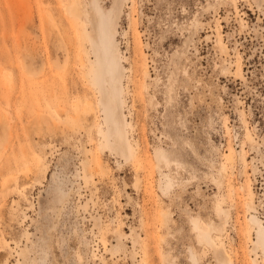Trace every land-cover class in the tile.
<instances>
[{"label": "rangeland", "instance_id": "obj_1", "mask_svg": "<svg viewBox=\"0 0 264 264\" xmlns=\"http://www.w3.org/2000/svg\"><path fill=\"white\" fill-rule=\"evenodd\" d=\"M64 1L0 0V264H144L143 244L155 264H229L226 250L263 264L248 232L254 212L264 227V0H124L116 19L113 0L98 12L76 0L78 19ZM107 17L128 160L100 103L113 85L98 45ZM88 100L85 119L75 104Z\"/></svg>", "mask_w": 264, "mask_h": 264}, {"label": "bare ground", "instance_id": "obj_2", "mask_svg": "<svg viewBox=\"0 0 264 264\" xmlns=\"http://www.w3.org/2000/svg\"><path fill=\"white\" fill-rule=\"evenodd\" d=\"M97 1L98 0L92 1L93 3H92L91 8L95 12L99 11ZM122 1H124V0H113L114 5H112V7H113L112 10H114V11L112 12V14H113V17L115 19L118 17V14L120 12L119 4L122 3ZM132 3H133V0H132ZM49 11H50L49 8H47L45 11V14L51 15ZM63 11L69 15L74 14L77 19L80 17V11H79L78 7L76 6V0L64 1ZM104 22H105V26H104L105 28L99 32L102 34L100 35V40L98 42V45L101 46V49L103 51V56L106 58V60L108 61L109 65H110L109 70H107V71L110 72V76L112 78L111 82H113V85H112V87H109V89L107 91V96H106V99L104 100V102L102 100H100V103H101V105L103 107V111L105 113V123L108 125L109 135L111 136V140H112L111 144L114 147L115 153L118 154V156H121L123 159L128 160V157L124 153V147H125V144L127 142V137L125 135V130H124L123 124L120 122L119 115H118V111L121 108L120 88L118 87L117 82L114 80L116 77L115 74L117 75L118 78H120L121 74H122V70H121L122 66L120 64L121 58H119L118 48H117L116 43L114 41V37L111 33V29L109 28V25H108L109 24V17L105 18ZM110 22H112V19L110 20ZM78 23H79V26H78V31H77V50H78L77 55H78V65H79V69H80V78L82 80L83 85H88L90 82L94 81V79L92 78V68H93L94 62L91 61L90 58L85 59L83 56L84 51H85V39H86V36L88 35V30L81 27L79 21H78ZM219 46H220L221 52H224V46L220 42H219ZM222 70H225V68H222ZM145 71L147 74L146 69H145ZM183 72H184L183 74L188 75V71L186 70V68L183 70ZM28 74L31 75L32 80H35L31 73H28ZM75 105H76L75 109L79 108V114L85 115V117H84L85 119H87L91 116V113H92L91 111L94 109V107L92 106V102L90 100L85 102V104H82L84 106L79 107L78 103H76ZM6 121L7 120L5 118H3V122H5V124L7 123ZM228 131H229V129L227 128V132ZM246 139H247L248 143H250L252 145L256 143L254 137L252 136V134L250 132H246ZM243 145H244V142H242V149H241L244 151ZM4 148L5 147H4L3 142L1 140L0 141V159L3 156ZM158 153L164 159L165 165L168 166L170 162L168 161L166 155H164L162 150L158 151ZM131 154L134 156L133 158H135L133 160L134 162H136L135 164H140L141 158H140L139 154L136 153L134 149L132 150ZM227 160L229 163H232V161H233L232 153L229 152L227 154ZM97 161H98V163L101 162V160L98 156H97ZM243 162L245 165L246 159H243ZM145 167H146V165H145ZM136 168H137V166L135 167V169ZM133 169H134V166H133ZM222 169L225 170L226 167L223 165ZM138 170L139 169H137V171ZM163 176H164V178L162 181V189L164 191H167L173 186L174 181L166 173H164ZM213 178H215V177H213ZM6 179H8V178H5L3 183L7 182ZM248 201H249V208L255 209V206H254L255 203L253 202V200L251 198H249ZM257 213L258 212L251 213V216L249 218V221L252 224V227L250 228V230L248 232V240L251 243V245H253V248L251 249L252 251H255L256 247H258L259 245L262 247V249H263L262 254L263 255L261 256L260 261L263 262V264H264V240H263L264 227H263V222L261 221V219L257 215ZM162 214H161V216H165L167 213L162 212ZM167 216H169V214ZM165 217L162 219V223H164V224H166V222H168L170 220V219L168 220L167 217L166 218ZM169 217H171V216H169ZM160 222H161V219H160ZM194 228L199 231L198 235L196 234L198 236L197 240L198 239L202 240V238H203V239H208V240L210 239L213 241V238L210 235V232H211L210 229L207 231L202 230L203 234L201 235L200 229H199L200 227L195 224ZM251 230L256 231V234L258 236L257 241H254L253 238L251 237L252 236ZM202 241H200V242H202ZM214 244L216 245V248H220L223 245L221 240H218V242H214ZM142 252H143L142 261L144 264H155V262L150 257L151 254L152 255L154 254L153 250L147 244H143ZM226 255L229 259V264H233L232 255L227 250H226ZM256 259H257V254H255V257L252 260V264H258ZM194 263H196V262H194ZM245 263H247V262H245ZM243 264H244V262H243Z\"/></svg>", "mask_w": 264, "mask_h": 264}]
</instances>
